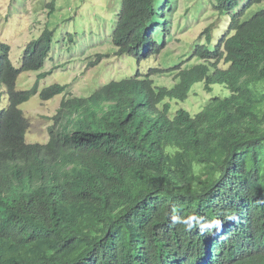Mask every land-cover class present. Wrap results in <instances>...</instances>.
I'll return each mask as SVG.
<instances>
[{"label":"trees","instance_id":"obj_1","mask_svg":"<svg viewBox=\"0 0 264 264\" xmlns=\"http://www.w3.org/2000/svg\"><path fill=\"white\" fill-rule=\"evenodd\" d=\"M121 2L125 16L115 40L128 38L121 48L160 53L163 0ZM238 4L218 0L216 8L227 13ZM246 8L231 13L212 46L219 25L206 28L207 42L193 49L198 63L175 67L173 87L146 91L136 104L127 101L134 96L128 82L105 85L107 100L119 104L102 117L86 101L69 100L67 117L91 147L69 150L68 169L52 168L35 151L19 165L27 120L17 104L25 94L14 92L11 76L0 71L10 100L0 107V218L6 209L17 211L12 230L0 231V264H158L153 229L192 212L233 219L227 253L206 257V264H264V7L248 18ZM31 53L25 57L35 65L39 57ZM196 82L208 92L219 84L228 94L210 97L195 114L169 115V104L155 111L164 97L186 99ZM61 89L51 87V95ZM52 139L64 142L58 134Z\"/></svg>","mask_w":264,"mask_h":264},{"label":"clouds","instance_id":"obj_2","mask_svg":"<svg viewBox=\"0 0 264 264\" xmlns=\"http://www.w3.org/2000/svg\"><path fill=\"white\" fill-rule=\"evenodd\" d=\"M24 1L26 0H13L10 5V15H13L16 12V9L20 8ZM168 1L169 0H163L164 4L160 5L161 7H164L165 14V20L162 21V24L166 29L165 46L167 43H169V41L173 40L174 35L171 33L172 29H175L176 32H178L179 34L183 30L181 21L173 20V16L175 15L176 19V16L178 15V11L180 9V2L176 3L177 6L171 7L170 5H168ZM210 1L212 8L215 10V12L222 13L226 11L225 9L220 10L216 8L218 0H214V2L212 0ZM249 1L250 0H243V2L240 3L239 0L238 6L232 11H227V14L231 15V13L233 12H241L242 10H244V8H246ZM190 2L188 1L187 4H190ZM259 3H261V1L249 5L245 9L244 17L248 18L254 12L262 9L264 6L258 7L257 9H252L253 5ZM13 5H16V7L13 8ZM42 6H44L45 9V12L43 13L44 18L42 26L38 30L32 31L28 34L26 44L23 43V40L18 35L7 36L4 35L6 32H0V71L6 72L11 76L13 80L12 90L14 92H24L25 94V99L22 100L20 104H17V109L19 108L21 110L23 117L27 120V125L22 130L23 136L19 144V149L22 153V159L19 161V165H21V163L28 158V155L31 151H35V153L39 157L50 159L48 165L52 168L68 169L71 167V164L66 163L65 156L69 150H85L91 147V141L89 139H86L80 133H77L76 126L67 117L66 103H68L69 100L82 99L83 101H86L88 107L93 112L98 114L99 117H102L103 112L107 110L108 105L116 104L118 107L119 104V102L116 100H107L106 92L104 90L105 85L112 86L119 84L120 82H128L133 87L134 96L130 95L127 98V101H133V103L136 104L141 100L143 93H145L146 91H152L154 94H158V87L167 86L154 85V82L151 79V75L161 73V70H158L157 67H150L148 72L146 73H141L138 70L130 76H120L121 78L114 77L117 79H107L108 81L105 80L106 82L98 86L91 94L88 91L89 88L86 84H84L83 86L84 89H81L80 91L74 90L72 88L71 81L60 84V81L53 77L55 68L51 67L50 65L52 30L49 29L47 22L48 14L55 9L56 0H48L47 2L44 1L40 7ZM186 7L187 8L184 13L188 12L190 5ZM124 16V5L123 2H121L120 0V7L119 10L116 12L115 18L113 20L110 38L111 44L113 45L115 50L113 55L109 58H114V60H117L118 62H123L124 60L130 57L134 58L138 62L151 61L148 58L159 53H151L147 51L144 55H142V53L138 54L131 48H121V46L119 45L120 42L128 41V38L123 39L121 37L118 40H115V34L117 33L121 19ZM174 24H176L175 28ZM213 24H215L214 27L217 26L216 22H214ZM212 25L205 26L199 33L202 36H198V39H206L207 34H204L203 32L208 27L212 28ZM4 27H6V25L1 23L0 28ZM150 34L153 38L154 28L150 30ZM15 38H20V42L17 46L20 49V53L15 57V60H13L11 56L12 41ZM149 47H151V49H154L156 47V43L154 46ZM27 49H31L36 52L31 53V56L35 55L39 57V61L35 63V65L28 61V59L25 57ZM104 56H106L104 53L99 52L89 57L85 63V66L87 65V67L89 68V70L87 71H91L96 66H98L102 62L101 60ZM192 57L197 56L193 55L190 57V59ZM184 62H182L181 65ZM195 63H192L191 65ZM181 68L184 67L182 66ZM163 69L168 70L167 72H169L170 69H173L175 71L173 72V80H176V68ZM82 72H84V70ZM21 73H32L33 75H35L33 82L29 84V86H25L24 83H22V87H18V77ZM59 73L63 75L62 72ZM159 76L162 77L161 75ZM25 78L26 74L24 75V79ZM43 79L47 83L46 85L42 84ZM159 83L161 84L160 81ZM176 83L177 80L174 85ZM53 86H58L62 89L60 92L51 95L50 89ZM24 102H26L25 104L28 103V106H30L31 104H34L35 106L36 102L40 104L55 103V106L50 113H40L45 119V121L48 122L46 125L47 137L45 139H30V135H28V130L30 128V122L32 121L31 118L35 117L36 114L27 113V111L22 110L20 108V105ZM171 102L172 99H170L169 97H164L160 103L154 105L155 111L163 108L164 104L171 105ZM9 104L10 100H8V97L4 94V88L1 86L0 107L6 108L9 106ZM159 104H161L162 107H160ZM169 115H172L170 111ZM80 118L89 119L84 115H82V117ZM65 124H68V130L66 129ZM17 127H19V125ZM56 127H61V132L57 131ZM57 134L63 137L64 142L55 141L52 139L53 136ZM65 135H68V138H65ZM39 141L44 142L41 143ZM9 163H12V161H9ZM10 170V168H7L6 172H9ZM226 194L228 195L229 193ZM16 213V209H6L3 212V215H1L0 218V231L12 230L10 226L12 225V221L17 218ZM172 216L174 217L166 218L159 221L153 229V233L159 241V247L161 250V254L157 258L158 264H206V257H211L216 252L227 253V249L225 248L227 245L226 240H229L228 234H230L229 232H231L235 228L233 225V219L231 217L225 215L221 218L213 220L206 219L204 216L195 217L198 216V214H195L194 212H192V214L178 213ZM138 238L141 242H144L147 238V235L145 233H140Z\"/></svg>","mask_w":264,"mask_h":264},{"label":"rangeland","instance_id":"obj_3","mask_svg":"<svg viewBox=\"0 0 264 264\" xmlns=\"http://www.w3.org/2000/svg\"><path fill=\"white\" fill-rule=\"evenodd\" d=\"M44 1L47 2L48 0H26L13 15H10L9 10L13 0H0V25L1 23L6 25V27L0 28V32H6L4 35L7 36L18 35L26 44L28 34L42 26L45 9L44 6H40ZM188 1H191L190 4H187ZM212 1L214 2V0ZM177 2H180V9L178 11L177 7L178 15L176 19L174 15L173 20L181 21L183 30L180 34L172 29L173 40L166 44L161 53L149 57L148 59L151 61L138 62L130 57L123 62H118L109 57L113 55L115 50L110 38L113 20L120 7V0H56L55 9L48 14L47 18L49 29L52 30L50 65L55 68L53 77L58 79L60 84L71 81L72 88L77 91L84 89L83 86L86 84L91 94L98 86L108 81L107 79L130 76L138 70L141 73H146L150 67H157L161 73L151 75L154 85L172 87L176 82L173 80V72L175 71L170 69L167 72L168 70L163 68H175L184 61L183 67L198 62L197 57L191 59L190 57L193 56L195 44L207 42L206 39H198V36H202L199 34L201 30L207 25L211 26L214 22L219 25V28L213 33L210 44L212 46L215 39L220 35L222 26L230 16L226 12H215L210 0H169L168 5L175 7ZM242 2L243 0H240V3ZM188 5L190 8L187 13H184ZM262 6H264V0L253 5L252 9ZM15 7L16 5H13V8ZM20 38H15L12 41L11 56L13 60L20 53V49L17 47ZM99 52L106 56L93 70L87 71L89 70L87 65L85 66L87 59ZM83 70L84 72H82ZM59 72H62L63 75ZM25 74L26 78L24 79ZM34 77L35 75L32 73H21L18 77V87H22V83L29 86ZM42 84H47L44 79ZM201 84L202 82L193 84L186 99H172L170 113L177 109H185L194 114L210 97L228 94L227 89L219 84H214L211 92L203 90L200 87ZM25 103L21 104L20 108L27 113L36 114L35 117L31 118L32 121L28 130L30 139H45L48 122L40 113H50L55 103L40 104L36 102L35 106L34 104L28 106L29 104ZM159 106L162 107L161 104Z\"/></svg>","mask_w":264,"mask_h":264}]
</instances>
